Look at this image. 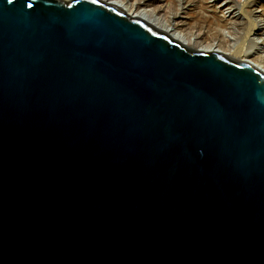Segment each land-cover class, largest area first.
<instances>
[{
    "label": "water",
    "instance_id": "water-1",
    "mask_svg": "<svg viewBox=\"0 0 264 264\" xmlns=\"http://www.w3.org/2000/svg\"><path fill=\"white\" fill-rule=\"evenodd\" d=\"M0 264H264V74L100 0H0Z\"/></svg>",
    "mask_w": 264,
    "mask_h": 264
},
{
    "label": "bare ground",
    "instance_id": "bare-ground-1",
    "mask_svg": "<svg viewBox=\"0 0 264 264\" xmlns=\"http://www.w3.org/2000/svg\"><path fill=\"white\" fill-rule=\"evenodd\" d=\"M63 1L67 2V0ZM100 1L121 9L132 18L144 21L190 50L218 52L234 60L246 63L264 74V56H262L264 50L260 46L263 44L264 38H262L261 42L257 41V39L261 40L263 31L261 26L264 25V16L261 14L260 16L255 15L254 11L250 10V2L247 0H218L217 2L215 0H185L184 3L198 11L200 13L198 17L201 18L199 21L197 17V22L195 19V22L192 21V23L184 22L187 32L178 29L176 18L179 16V12L175 8V13L173 14L171 11L173 6H169L166 0ZM182 1L176 0L179 6L182 5ZM208 2H211V4ZM254 4L256 5V2ZM254 4L252 5L254 6ZM156 5L159 7H156ZM187 5H185V10L188 9ZM218 9L221 16L218 17L217 15L215 17L216 14L213 12H217ZM258 9L263 10L264 6L259 4ZM168 11H171L169 13H172L173 17L166 16ZM195 14L197 15V13ZM258 23H261V26H258ZM245 30L247 33H242ZM203 31L206 32L205 35L207 36H210L208 32L212 31L213 33L214 31V33L211 38L209 37L210 39L205 36L207 41L203 38ZM251 34L253 37L254 35L260 36L253 40L250 39ZM242 37L244 38L243 40H241Z\"/></svg>",
    "mask_w": 264,
    "mask_h": 264
},
{
    "label": "rangeland",
    "instance_id": "rangeland-1",
    "mask_svg": "<svg viewBox=\"0 0 264 264\" xmlns=\"http://www.w3.org/2000/svg\"><path fill=\"white\" fill-rule=\"evenodd\" d=\"M168 3V5L169 6H173L172 8H171V11L173 12V14L175 13V8H176V11H178L179 12V16H177V18H176V23H178V25H177V27H178V29L180 30V31H185V32H187V30L185 29V23L184 22H190V23H192V21H194V19L196 20V22L198 21V18H199V21L201 20V18L200 17H198L199 16V14L200 13H198V11H196V10H194L193 9V7L192 6H188L187 4H185L184 3V1L185 0H183L182 1V5L181 6H179L178 4H177V2H176V0H166ZM213 1V0H212ZM216 2L218 1V0H215ZM241 1H243V0H241ZM248 2H250V5H249V7H250V10H252V11H254L253 13L255 14V15H257V16H260V14L261 15H263L264 16V13H262V12H264V9L263 10H261V9H258V6H259V4H262L263 6H264V0H247ZM67 2H69V0H67ZM254 2H256V5L254 4ZM172 3H174L173 5H172ZM209 3V2H208ZM166 4V5H167ZM177 4V5H176ZM209 4H211V2L209 3ZM252 4H254V6L252 5ZM167 5V6H168ZM185 5H187L186 7L188 8L187 10H185ZM175 6H177V7H175ZM178 6H179V9H178ZM156 7H159L158 5H156ZM181 7V8H180ZM183 7V8H182ZM218 8V7H217ZM196 11V12H194V11ZM171 11H168L167 12V17H173L169 12H171ZM169 13V14H168ZM195 13H197V15L195 14ZM213 13H215L216 15H215V17L218 15V17H220L221 16V14L219 13V9L217 10V12H213ZM194 14H195V16H194ZM210 14H211V12H210ZM170 17V18H171ZM198 17V18H197ZM217 17V18H218ZM190 19H191V21H190ZM262 20V19H261ZM195 22V21H194ZM193 22V23H194ZM184 24V25H183ZM261 23H258V26H261L260 25ZM194 27V26H193ZM262 27V35H261V40H259V39H257V41H259V42H261L262 41V38H264V25L263 26H261ZM204 33V36H203V38L204 39H210L211 38V35L214 33V31H213V33H212V31L211 32H208V34L210 33V36L208 35H205L206 34V32H202V34ZM242 33H247L246 32V30L244 31V32H242ZM205 36H206V38H205ZM260 35H254V37H253V35L251 34V36H250V39H256L257 37H259ZM210 37V38H209ZM236 37V36H235ZM253 37V38H252ZM206 39V40H207ZM244 38L242 37L241 38V40H243ZM208 41V40H207ZM263 44H261L260 46H262L263 47V50H264V39H263ZM262 56H264V53L262 54Z\"/></svg>",
    "mask_w": 264,
    "mask_h": 264
},
{
    "label": "snow or ice",
    "instance_id": "snow-or-ice-1",
    "mask_svg": "<svg viewBox=\"0 0 264 264\" xmlns=\"http://www.w3.org/2000/svg\"><path fill=\"white\" fill-rule=\"evenodd\" d=\"M8 2L11 3L12 0H8ZM95 2H96V0H93V3H95ZM29 7H31V5H29Z\"/></svg>",
    "mask_w": 264,
    "mask_h": 264
}]
</instances>
